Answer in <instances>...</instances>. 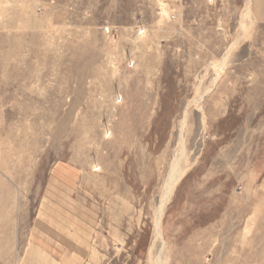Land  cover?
I'll return each instance as SVG.
<instances>
[{
	"label": "rangeland",
	"instance_id": "1",
	"mask_svg": "<svg viewBox=\"0 0 264 264\" xmlns=\"http://www.w3.org/2000/svg\"><path fill=\"white\" fill-rule=\"evenodd\" d=\"M60 164L117 264H264V0H0V264Z\"/></svg>",
	"mask_w": 264,
	"mask_h": 264
},
{
	"label": "crops",
	"instance_id": "2",
	"mask_svg": "<svg viewBox=\"0 0 264 264\" xmlns=\"http://www.w3.org/2000/svg\"><path fill=\"white\" fill-rule=\"evenodd\" d=\"M48 179L26 240L32 264H117L124 234L86 204L82 175L60 164Z\"/></svg>",
	"mask_w": 264,
	"mask_h": 264
},
{
	"label": "bare ground",
	"instance_id": "3",
	"mask_svg": "<svg viewBox=\"0 0 264 264\" xmlns=\"http://www.w3.org/2000/svg\"><path fill=\"white\" fill-rule=\"evenodd\" d=\"M171 182V181H170ZM170 191H171V189H170Z\"/></svg>",
	"mask_w": 264,
	"mask_h": 264
}]
</instances>
